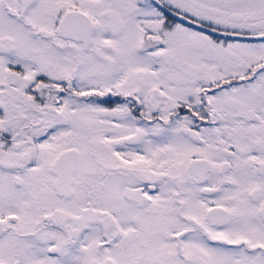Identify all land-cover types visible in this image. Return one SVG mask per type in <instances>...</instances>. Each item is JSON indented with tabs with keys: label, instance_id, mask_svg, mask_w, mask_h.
Returning <instances> with one entry per match:
<instances>
[{
	"label": "snow or ice",
	"instance_id": "1",
	"mask_svg": "<svg viewBox=\"0 0 264 264\" xmlns=\"http://www.w3.org/2000/svg\"><path fill=\"white\" fill-rule=\"evenodd\" d=\"M0 264H264V0H0Z\"/></svg>",
	"mask_w": 264,
	"mask_h": 264
}]
</instances>
